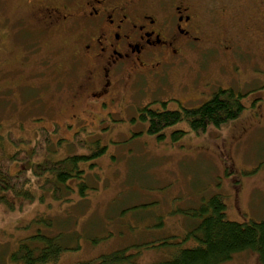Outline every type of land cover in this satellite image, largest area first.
Returning <instances> with one entry per match:
<instances>
[{
  "label": "rangeland",
  "instance_id": "obj_1",
  "mask_svg": "<svg viewBox=\"0 0 264 264\" xmlns=\"http://www.w3.org/2000/svg\"><path fill=\"white\" fill-rule=\"evenodd\" d=\"M230 1L241 20L238 34L229 22L221 31L250 47L235 68L218 66L224 55L214 54L208 57L212 63L168 71L167 78H125L105 97L113 99L100 108L99 101L77 84L70 87L69 70L67 77L63 74L70 53L68 37L30 32L26 44L29 40L23 37L28 34L4 31V22L24 15L31 0H0V146L5 155L14 153L18 147L11 143V135L29 140V145L19 147L31 149L41 128L51 144L31 160L15 163L12 171L45 158L89 155L90 146L104 147L102 154L80 163L89 184L82 199L70 189L56 199L43 187L44 177L27 171V189L34 198H12L13 208L0 204L2 264L8 263L20 242L38 231L47 235L59 231L63 242L74 247L45 264H75L128 246L139 250L142 263L163 260L170 254L162 242L171 236L179 240L192 222L186 211L212 195L224 202L228 220L264 219V11L258 13L248 0ZM233 56L229 62L237 58ZM188 61L198 67L192 56ZM225 88L245 92V108L220 126L193 131L183 120L164 128L163 138H158L140 119L144 107L162 109L163 102L167 109L194 107ZM109 114L112 119L103 118ZM174 130L185 133L174 140ZM220 264L261 263L254 251H243Z\"/></svg>",
  "mask_w": 264,
  "mask_h": 264
},
{
  "label": "flooded vegetation",
  "instance_id": "obj_2",
  "mask_svg": "<svg viewBox=\"0 0 264 264\" xmlns=\"http://www.w3.org/2000/svg\"><path fill=\"white\" fill-rule=\"evenodd\" d=\"M248 2L258 13L264 11V0ZM237 10L230 0H31L24 15L4 22V31L23 30L28 34L23 37L29 40H24L26 44L30 34L38 31L67 36L70 53L63 74L67 77L69 70L70 87L77 84L101 108L125 78H167L172 70L200 69L212 63L208 57L214 54L224 55L218 66L235 68L242 54L249 55L250 47L242 46L238 36H224L221 29L229 22L238 34ZM233 54L237 58L229 62ZM191 56L198 67L189 64Z\"/></svg>",
  "mask_w": 264,
  "mask_h": 264
},
{
  "label": "trees",
  "instance_id": "obj_3",
  "mask_svg": "<svg viewBox=\"0 0 264 264\" xmlns=\"http://www.w3.org/2000/svg\"><path fill=\"white\" fill-rule=\"evenodd\" d=\"M245 95V92H235L230 88L218 89L210 98L194 107L167 109L164 107L165 102L162 109L144 107L140 110V119L147 122V132L158 138H163L164 128L183 120L193 131H201L210 125L217 127L237 118L245 108L242 100ZM184 133L183 130H174L171 137L176 140ZM9 139L18 148L7 156L0 146V204L10 208H13L12 198H34V194L27 189L30 179L28 170L36 177L45 178L43 187L51 190L56 199H61L62 190L67 189L76 190L80 198H84L89 184L86 171L80 167V163L104 152V147L90 146L89 155L73 154L58 160L45 158L42 162L29 163L30 167L27 169L12 171L15 163L31 160L51 144L45 128L39 130V140L31 149L19 147L22 143L29 145V140L17 139L11 135ZM78 141L83 142L81 138ZM70 181H73L74 186L68 185ZM185 214L192 221L185 234L179 240L171 236L162 242L170 254L166 259L142 263L139 260V250H129L128 246L75 264H220L243 251H254L260 263L264 264V219L250 222L226 219L225 204L218 195L203 199ZM62 237L59 231L54 235L38 231L20 242L8 255V263L6 261L3 264H45L55 261L61 252L74 249L69 243L63 242Z\"/></svg>",
  "mask_w": 264,
  "mask_h": 264
}]
</instances>
